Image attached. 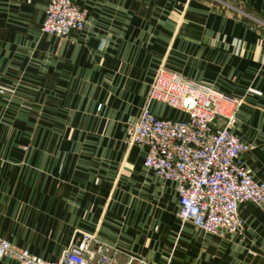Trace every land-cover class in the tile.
Here are the masks:
<instances>
[{
  "label": "crops",
  "instance_id": "0c3cea01",
  "mask_svg": "<svg viewBox=\"0 0 264 264\" xmlns=\"http://www.w3.org/2000/svg\"><path fill=\"white\" fill-rule=\"evenodd\" d=\"M47 1L0 0V236L46 262L84 231L113 264H264V202L234 233L181 221L126 124L160 65L210 82L242 99L231 129L264 181V0H74L88 20L67 35L40 29Z\"/></svg>",
  "mask_w": 264,
  "mask_h": 264
},
{
  "label": "built area",
  "instance_id": "2783aa9c",
  "mask_svg": "<svg viewBox=\"0 0 264 264\" xmlns=\"http://www.w3.org/2000/svg\"><path fill=\"white\" fill-rule=\"evenodd\" d=\"M226 5L247 15L232 4ZM254 19L264 25V20ZM87 20V8L74 0H48L40 29L67 35L84 28ZM241 101L210 82L160 65L138 117L126 120L128 142L146 147L143 165L162 179L174 182L179 219L210 234L239 231V206L249 201L264 202V181L255 178L242 159V152L249 145L231 129ZM151 102L178 109L185 115L160 116L150 109ZM93 240V234L82 231L58 261L46 262L0 236V259L22 264H113L105 244L93 246ZM126 264H134L132 258Z\"/></svg>",
  "mask_w": 264,
  "mask_h": 264
}]
</instances>
